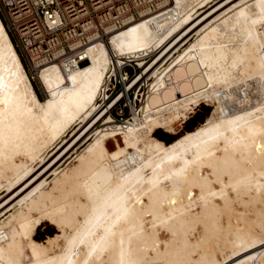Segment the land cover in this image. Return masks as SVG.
<instances>
[{
	"label": "bare ground",
	"instance_id": "1",
	"mask_svg": "<svg viewBox=\"0 0 264 264\" xmlns=\"http://www.w3.org/2000/svg\"><path fill=\"white\" fill-rule=\"evenodd\" d=\"M211 1L174 0L176 17L45 63L43 99L0 16V264H264V0ZM153 51L140 109L119 122L117 98L96 99L111 52L144 66ZM202 102L196 127L155 135ZM46 220L57 232L38 240Z\"/></svg>",
	"mask_w": 264,
	"mask_h": 264
},
{
	"label": "built area",
	"instance_id": "2",
	"mask_svg": "<svg viewBox=\"0 0 264 264\" xmlns=\"http://www.w3.org/2000/svg\"><path fill=\"white\" fill-rule=\"evenodd\" d=\"M174 0H0V12L7 30L14 37L31 80L37 78L40 66L80 62L87 46L94 40H108L112 31L143 16L160 11L177 16ZM155 54L142 68L135 60L121 58L111 52L109 69L103 77L97 96L99 101L117 100L108 108L115 118L123 116L120 104L128 103L138 110L148 89L145 70ZM167 58L164 62H168ZM116 72L112 73L113 67ZM127 82L128 87L119 85ZM121 112L113 113V107ZM130 117V116H129ZM128 118L125 117V120Z\"/></svg>",
	"mask_w": 264,
	"mask_h": 264
},
{
	"label": "rangeland",
	"instance_id": "3",
	"mask_svg": "<svg viewBox=\"0 0 264 264\" xmlns=\"http://www.w3.org/2000/svg\"><path fill=\"white\" fill-rule=\"evenodd\" d=\"M220 0H213V1H211V3H209V4H215L216 2H219ZM209 4H207V5H205V6H203L202 8H201V11L203 10V9H205L207 6H209ZM195 36V34H194V31L193 32H191V33H189L187 36H185V38H184V41L183 42H185V41H188V40H192L193 39V37ZM13 37V36H12ZM13 39H14V37H13ZM186 39V40H185ZM17 48H18V50H19V52L21 51L20 50V48L17 46ZM156 54V51H153L152 53H150V55L147 57V59H148V61L154 56ZM22 57V56H21ZM156 58V57H155ZM24 60V59H23ZM141 68L143 67V66H140ZM25 68H26V66H25ZM26 70H27V68H26ZM27 72H28V70H27ZM28 74H29V72H28ZM30 75V74H29ZM149 79H148V83H147V85L149 84ZM32 82H33V84H34V86H35V88H36V90H37V93H38V95H39V97L40 98H44L45 97V93H44V90L42 89V86H41V84H40V81L38 80V78H36V77H34L33 78V80H32ZM127 82H122L120 85H119V87H121V89H125V88H127V86H128V84H126ZM149 86V85H148ZM125 87V88H124ZM122 107H123V109H124V111L122 112L123 113V116H119V115H116V117H115V119L117 120V121H119V122H122V121H124L125 120V117H129V116H131L132 114H133V112H134V110L133 109H135L134 107H133V105L131 104H129L128 103V100H126L125 101V104H120ZM130 105V106H129ZM115 109L117 110V112H121V110L119 109V106L117 107V108H115V107H113V113H115ZM130 109H132L131 111H133V112H131L130 111ZM213 111V105L212 104H210V103H205V102H202L199 106H197L196 108H195V111L194 112H191L190 113V116H189V118L185 121V122H183L181 125L179 124V123H176L175 124V126H176V129H177V132L176 133H172V132H169V131H166V130H164L162 127H159V128H157L156 129V131L154 132L155 133V135L156 136H158L159 138H165V139H170V138H172V137H177V136H179V135H181L182 133H184L185 132V130H189L188 128H190V129H193L194 127H196L200 122H202L203 120H205V118L211 113ZM67 132H69L68 134H70V130H67ZM174 137V138H175ZM173 138V139H174ZM120 141H121V138H120ZM171 141V140H170ZM86 144V142L83 144V145H81L78 149H77V151H79L84 145ZM109 146L111 147V148H114L115 146H116V143H115V141L114 140H112V139H110V141H109ZM70 153V152H69ZM76 152H73V154H72V156H69V154H65L64 156H63V158L59 161V162H57V164H55V166L54 167H56L57 169H60V168H62V167H65L68 163H69V161L72 159V157H73V155L75 154ZM38 165H36L35 166V168L37 167ZM38 168V167H37ZM36 168V169H37ZM49 173V174H48ZM46 175H45V177H47V181H51L52 180V178L54 177V174L52 173V171L50 170L49 172H48ZM5 195H6V193L4 192L3 194H0V201L5 197ZM6 210V209H5ZM4 211V210H3ZM2 211V212H3ZM10 211L11 210H7L6 212H4V213H0V219L2 220L3 218H5L8 214H10ZM43 224V225H42ZM42 224H40L37 228H36V230H35V233H34V237L36 238V239H38V240H44V239H46L48 236H50V235H53V234H55L56 232H57V228H56V226L53 224V223H50L48 220H46V221H44V222H42Z\"/></svg>",
	"mask_w": 264,
	"mask_h": 264
},
{
	"label": "trees",
	"instance_id": "4",
	"mask_svg": "<svg viewBox=\"0 0 264 264\" xmlns=\"http://www.w3.org/2000/svg\"><path fill=\"white\" fill-rule=\"evenodd\" d=\"M0 16H1V18H2V20H3V22H4V24H5V21H4V19H3V15H2V13L0 12ZM9 32V31H8ZM9 34H10V37H11V39H12V41L14 42V39H13V37H12V35H11V33L9 32ZM16 47V46H15ZM16 49H18L17 47H16ZM18 51V53L20 54V52H19V50H17ZM20 57H21V54H20ZM21 59H22V61H23V64L25 65V63H24V60H23V58L21 57ZM34 85V84H33ZM35 87V86H34ZM36 89V88H35ZM191 128V127H190ZM190 128H188V129H190ZM175 137V136H174ZM174 137H172V138H170V139H165V138H162L163 140H165L166 142H169L170 140H172Z\"/></svg>",
	"mask_w": 264,
	"mask_h": 264
}]
</instances>
